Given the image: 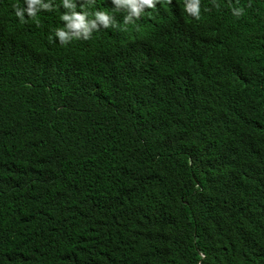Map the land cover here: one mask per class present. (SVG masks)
Masks as SVG:
<instances>
[{
	"label": "trees",
	"instance_id": "16d2710c",
	"mask_svg": "<svg viewBox=\"0 0 264 264\" xmlns=\"http://www.w3.org/2000/svg\"><path fill=\"white\" fill-rule=\"evenodd\" d=\"M95 1L60 45L0 0V264H264V14Z\"/></svg>",
	"mask_w": 264,
	"mask_h": 264
},
{
	"label": "clouds",
	"instance_id": "9594fccd",
	"mask_svg": "<svg viewBox=\"0 0 264 264\" xmlns=\"http://www.w3.org/2000/svg\"><path fill=\"white\" fill-rule=\"evenodd\" d=\"M115 13L124 11V24H133L145 12L156 8L161 4V0H107ZM232 5L233 14L240 16L244 9L252 6L256 11L264 14V0H228ZM56 4L53 0H23V6L17 3L13 6L15 16L20 22H27L28 18L38 19V13L42 10L52 11ZM61 11L58 23L53 28L54 36L59 40L49 36V40L60 45L69 41L84 42L90 40L94 30H98L100 25L103 28L115 26V19L112 13L107 11H96L95 0H61ZM185 10L188 14L197 19L200 17V0H185ZM94 17V18H91ZM66 21V22H62ZM63 25V27H58Z\"/></svg>",
	"mask_w": 264,
	"mask_h": 264
}]
</instances>
